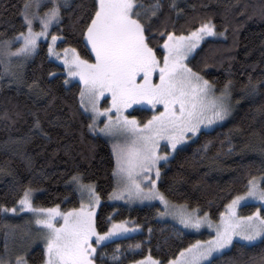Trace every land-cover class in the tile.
Masks as SVG:
<instances>
[{
    "label": "trees",
    "instance_id": "obj_1",
    "mask_svg": "<svg viewBox=\"0 0 264 264\" xmlns=\"http://www.w3.org/2000/svg\"><path fill=\"white\" fill-rule=\"evenodd\" d=\"M142 2L148 5L152 0ZM170 2L162 0L159 18L152 21L150 46L161 59L167 32L188 34L211 20L215 30L225 35L202 41L189 57L188 66L217 89L231 81L233 112L216 127L202 129L167 163L160 164L158 190L170 201L217 220L225 205L247 190L250 179L262 177L264 186V85L255 96L245 92L249 78L264 81V0H184L176 3L177 8H170ZM24 3L0 0V41L26 30L20 15ZM177 9L182 10L179 15ZM89 11H94L92 0H71L61 9V23L50 32L61 37L59 47L76 49L81 58L92 61L82 35L90 22ZM49 72L56 75L51 77ZM18 77L19 85L10 83L0 59V205L13 207L25 189H32V203L37 208L76 207L78 193L69 181L74 174L81 175L82 181L95 185L101 199L95 216L97 232H104L111 221L141 226L136 234L103 243L98 264H127L145 256L167 263L190 244L212 235L207 230L185 231L157 218L156 204L129 206L108 201L115 187L111 143L88 128L91 118L80 106V84L68 80L63 66L48 56L46 41L39 43ZM34 81L39 88L30 91L28 85ZM40 90L47 95L37 96ZM130 114L142 123L152 111L135 107ZM37 119L47 136L34 128ZM257 208L264 214V208L256 203L241 205L239 213L252 214ZM17 221V217L0 212V256L5 252V234ZM242 244L234 243L216 255L212 264H247L264 256V243ZM26 255L30 264H41L43 248L36 245Z\"/></svg>",
    "mask_w": 264,
    "mask_h": 264
},
{
    "label": "snow or ice",
    "instance_id": "obj_2",
    "mask_svg": "<svg viewBox=\"0 0 264 264\" xmlns=\"http://www.w3.org/2000/svg\"><path fill=\"white\" fill-rule=\"evenodd\" d=\"M50 2L53 6L41 15L38 11L40 0H25L20 15L22 27L27 31L0 41V55L26 59L36 52L38 38L46 36L51 25L61 23V9L68 6V0H63V3L60 0ZM92 3L94 11H89L90 22L82 35L91 46L95 61L90 63L81 59L76 54V49L68 48L64 49V56L61 57L53 47L61 39L57 35H52L48 52L49 56L63 59L69 76L79 77L80 106L85 112L90 110L92 113L93 123L88 128L96 131L94 122L103 115L107 119L99 132L124 137L123 143L113 145V176L117 178L118 187L109 198L124 199L127 194L129 200L159 199L166 211L159 212L158 215H173L185 228L199 229L205 223L212 228L207 213L199 217L195 215V211L187 212L182 205H172L173 209L178 210L167 211L170 207L169 201L157 189V180L161 178L158 165L161 161L167 163L171 153L161 155L158 148L160 141L166 140L168 146L175 151L178 145L196 136L202 128H209L231 115V81L225 83L217 96L214 94L213 85L185 63L206 37L225 34L217 33L211 20L201 23L187 35L177 36L174 32H167V38L162 45L161 63L150 46V40L154 31L152 21L159 18L163 8L162 0H152L148 5L142 0H92ZM168 6L177 8L175 0H171ZM180 12L182 10L177 9L178 15ZM37 20L41 25L39 32L33 30ZM163 36L164 33L161 32V37ZM14 41L20 42V46L12 51ZM69 52L73 54L71 60L68 59ZM8 63L10 64V60ZM157 71L159 81L155 82L153 74ZM4 72L10 76V83L19 85L22 82L16 73L10 72L8 65ZM48 75L54 77L56 74L49 72ZM64 83L67 84L68 80ZM262 85L264 81L253 82L249 78L245 92L248 96H255ZM28 88L32 91L38 89L39 85L34 81ZM105 93L111 96V104L101 110L98 104ZM41 94L47 95L43 90L37 92V96ZM136 105H147L152 109L162 106L163 111L155 112L141 124L136 117L130 118L125 114L126 110ZM34 128L44 136L48 135L43 132L39 119L36 120ZM231 150L230 145L229 151ZM153 171L156 180L150 179L149 174ZM140 176L149 181L150 187H142ZM69 183L75 185L82 198L87 193L88 205L82 199L79 209H70L67 212H60L59 206L37 209L32 205L31 189H25L23 196L17 201L19 207L8 208L0 205V212L16 213L27 210L36 215L35 224L39 232L35 239L42 241L44 245L42 264H95L98 249L93 245V237L95 245L99 246L114 236L135 231V228L127 227V221H122L113 223L106 232H97L95 205L100 203V197L95 191V185L83 183L79 174H74ZM247 200L264 202V187L260 186L256 178L248 181L247 191L243 195H237L226 206L227 213L220 214V222L214 226L215 235L211 239L197 240L190 244L188 248L181 250L176 259L169 260L168 264H212L216 255L222 254L223 250L234 243L243 242L242 246L264 243V215L261 214V209L249 216L241 217L237 214V206ZM58 218L63 220L59 226ZM0 264L11 262L0 259ZM15 264H25L24 257L17 256ZM135 264L162 262L149 257ZM233 264L240 262L234 261ZM247 264H264V256L258 262L250 259Z\"/></svg>",
    "mask_w": 264,
    "mask_h": 264
},
{
    "label": "rangeland",
    "instance_id": "obj_3",
    "mask_svg": "<svg viewBox=\"0 0 264 264\" xmlns=\"http://www.w3.org/2000/svg\"><path fill=\"white\" fill-rule=\"evenodd\" d=\"M184 0H175V2L178 4V3H181V2H183ZM60 2L61 3H63V0H60ZM71 2V0H68V4ZM53 5H52V3L50 2V0H40V7H39V9H38V11H39V13L41 14V15H43L44 14V12H46L49 8H51ZM55 24H53V25H51L50 26V28H49V31H48V34L46 35V36H41V37H39L38 38V45H39V43L41 42V41H46V43H47V52H48V46H49V44L52 42L51 41V37H52V35H57V34H54V33H51L50 32V30H51V28L54 26ZM33 30L34 31H36V32H39V31H41V25L39 24V21L37 20V21H35L34 22V27H33ZM25 31H27V29L25 30ZM192 31H194V30H192ZM217 32V31H216ZM217 33H220V32H217ZM176 35V34H175ZM184 35H187V34H184ZM58 37H60L59 35H57ZM177 36H179V35H177ZM216 37H223V36H215V37H206L205 39H208V38H216ZM61 38V37H60ZM167 38V35L165 36V39ZM204 39V40H205ZM86 40V39H85ZM203 40V41H204ZM59 41H60V39H58L57 41H56V43L53 45V47H54V49H55V51L61 56V57H63L64 56V49H66V48H68V49H73V48H71V47H59L58 46V43H59ZM87 42V41H86ZM164 42V41H163ZM202 42V41H201ZM201 44V43H200ZM88 45V44H87ZM162 45H163V43H162ZM162 45H161V48H162ZM20 46V42H16V41H14L13 42V47H12V51H15V48H17V47H19ZM88 47H89V49H90V51H91V46L90 45H88ZM162 51H163V48H162ZM92 53V52H91ZM35 54V53H34ZM33 54V55H34ZM77 54V53H76ZM33 55L32 56H30V57H28V58H23V57H11V58H6V57H4L3 55H0V59H1V62H2V66H3V72H4V68H5V66L6 65H8V67H9V70H10V72H14V73H16L17 74V76H19L20 74H21V72L23 71V69H24V67H25V65H26V63L33 57ZM72 53L71 52H69L68 53V59L69 60H71L72 59ZM93 55V60L92 61H89L90 63L91 62H94L95 61V56H94V54H92ZM48 56H49V52H48ZM51 59H53V60H55L56 62H58V63H60L62 66H63V68H64V72H65V74H66V76H67V79L68 80H70V81H77L79 84H80V80H79V77L78 76H69V74H68V71L65 69V66H64V62H63V59H57L55 56H49ZM81 58V57H80ZM81 59H83V58H81ZM189 59V58H188ZM188 59L185 61V63H187L188 64ZM9 60H10V64L8 63L9 62ZM85 60V59H84ZM161 63H162V61H163V55H162V57H161ZM154 75V81L155 82H158L159 81V75H158V71H157V73H154L153 74ZM4 76H5V78L6 79H9V81H10V76L8 75V74H6L5 72H4ZM212 84V83H211ZM213 85V84H212ZM213 87H214V94L215 95H220V93H221V91L223 90V88L222 89H217L214 85H213ZM80 88H81V84H80ZM230 93H231V88H230ZM79 102H80V98H79ZM231 103H232V97H231ZM110 104H111V96L109 95V94H107V93H105V96H102L101 98H100V100H99V104H98V106H99V108L101 109V110H103L104 108H107V107H109L110 106ZM232 106H233V104H232ZM135 107H138V108H148V109H150L151 111H152V115L155 113V112H158V111H163V108H162V106H157V108L156 109H152L150 106H147V105H136V106H134L133 108H135ZM82 108V107H81ZM132 108V109H133ZM132 109H128V110H126V112H125V114L126 115H128L130 118L131 117H133L131 114H130V111L132 110ZM82 110L84 111V109L82 108ZM85 112V111H84ZM232 112H233V107H232ZM232 112H231V115H232ZM87 114H89L90 115V118H91V121H90V123H93V121H92V113H91V111L89 110L88 112H86ZM115 113L113 112V115H114ZM230 115V116H231ZM229 116V117H230ZM135 117V116H134ZM152 117V116H151ZM150 117V118H151ZM228 117V118H229ZM149 118V119H150ZM228 118H226V120L228 119ZM107 119V117H105V116H103V115H101V116H99L98 118H97V120L94 122L95 123V127H96V131H92V130H90L91 132H93V133H95V134H98V135H101L102 137H104V138H106L110 143H111V146H112V151H113V145H115V144H121V143H123L124 142V137L123 136H121V135H112V136H109V135H106V134H104V133H100L99 132V128H101V127H103V124H104V121ZM137 119V118H136ZM138 120V119H137ZM226 120H224V121H220V122H217V123H215L214 125H212V126H210L209 128H206V129H212V128H214V127H216L217 125H219V124H221V123H223V122H225ZM139 121V120H138ZM147 121V120H146ZM145 121V122H146ZM140 122V121H139ZM141 123V122H140ZM144 122H142L141 124H143ZM202 129H205V128H202ZM201 129V130H202ZM193 137H195V136H193ZM193 137H191L190 139H188V140H186L184 143H182L181 145H178L177 146V149L178 148H180V147H182L183 145H185L186 143H188ZM176 151V150H175ZM175 151H173L169 146H168V144H167V141L166 140H162V141H160V144H159V148H158V152L161 154V155H163L164 153H171V155L169 156V158L173 155V153L175 152ZM168 158V159H169ZM114 159H115V157H114ZM163 161H161L160 163H159V167H160V164L162 163ZM149 176H150V179H152V180H156L157 178H156V175H155V171H153L152 173H150L149 174ZM254 178H256L257 179V181L260 183V186L261 187H264V186H262V177H254ZM140 180L142 181V187H144L145 189H147L148 187H150V183H149V181L148 180H144V177L143 176H140ZM159 180L160 179H158L157 180V189H158V183H159ZM83 183H85V184H89V183H91V184H93L92 182H85V181H83ZM73 187L75 188V190H76V187H75V185H73ZM118 187V184H117V178L115 177V187H114V189H116ZM114 189H113V191H114ZM32 190V189H31ZM96 191V190H95ZM113 191L110 193V195L113 193ZM159 191V190H158ZM247 191V190H246ZM245 191V192H246ZM76 192L78 193V197H79V205L78 206H76V207H72V208H69V209H67V210H63V209H61V208H59V211L60 212H67V211H69L70 209H79L80 208V205H81V202H82V199H83V203L85 204V205H88V203H89V199H88V196H87V193H85L84 194V197L82 198L81 197V194H80V192L79 191H77L76 190ZM160 192V191H159ZM245 192H243V193H241V194H238V195H243ZM97 193V192H96ZM161 193V192H160ZM24 194V193H23ZM98 194V193H97ZM33 195H34V190H32V198H33ZM110 195H109V197H110ZM23 196V195H22ZM21 196V197H22ZM237 196V195H236ZM236 196H234L226 205H225V207H224V209H223V211L222 212H224V213H227V211H228V209H227V205H229L230 203H231V201L236 197ZM20 197V198H21ZM108 197V201L109 202H111V203H118V204H126V205H129V206H131V205H144V204H146V205H152V204H156L157 206H158V209H157V214H156V216H157V218H159V219H162V220H168V221H170L171 223H173V224H175L176 226H178L179 228H181L182 230H185V231H189V232H200V231H202V230H207V231H210V232H212V235L208 238V239H206V240H209V239H211V237L212 236H214L215 235V225L216 224H218L219 222H220V219H221V216H219V218L217 219V220H213V219H211V218H209L208 217V220L212 223V225H213V227L212 228H209L208 227V225H207V223H205L204 225H202L199 229H193V228H185L182 224H180L179 223V220L176 218V217H174L173 215H164V216H160V215H158V213L159 212H165L166 211V209H165V207H164V205L160 202V200L159 199H153V200H143V201H141V200H138V199H131V200H129L128 198H127V194H125V198L124 199H116V198H109ZM166 198V197H165ZM167 199V198H166ZM168 201H169V204H170V207H169V209L167 210V211H169V212H172V211H174V210H178V209H173L171 206L172 205H175V206H185V210L187 211V212H193V211H195V215H197V216H199V217H203L204 216V212H200L198 209H192V208H189V207H187L186 205H184V204H180V203H176V202H172V201H170L169 199H167ZM100 202H101V199H100ZM245 203H256V204H258V206L259 207H262V205H264V202H260V201H256V200H247V201H242L241 202V204L240 205H238L237 206V208H236V211H237V214L239 215V216H241V217H244V216H249V215H251V214H248V215H241L240 213H239V207L241 206V205H243V204H245ZM32 205H33V203H32ZM99 205H100V203L99 204H97V205H95V211L97 212V209H98V207H99ZM15 206H17V207H19L17 204L15 205ZM33 207L34 208H37V207H35L34 205H33ZM55 207H57V206H54V207H47V208H55ZM11 208V207H10ZM47 208H37V209H47ZM262 208H264V207H262ZM257 209H259V208H257ZM257 209H256V211H257ZM255 211V212H256ZM221 212V213H222ZM220 213V214H221ZM3 214H5V215H10V216H12V217H17L18 218V221L14 224V225H11L9 228H8V230H7V232H6V234H5V237H4V244H5V252L0 256V259H3L4 261H6V262H11V264H15V260H16V257L17 256H21V257H24V259H25V264H30L28 261H27V259H26V254L28 253V251L32 248V247H34V246H36V245H41L42 246V248H43V242L42 241H40V240H38V239H35L36 238V236H37V234H38V232H39V229H38V226L35 224V219H36V215L34 214V213H32V212H30V211H27V210H25V211H18V212H16V213H11V212H9V213H4L3 212ZM262 215H264V214H262ZM59 219V218H58ZM120 222H122V221H111L110 222V224H109V226H108V228L113 224V223H120ZM61 223H63V220L62 219H59V223L57 224V226H59V224H61ZM138 226V227H137ZM127 227L128 228H135V231H130V232H127V233H123V234H120V235H118V236H114V237H112L111 239H114V238H118V237H124V236H128V235H133V234H136V233H138V232H140L141 231V226L139 225V224H137V223H135V222H128L127 223ZM108 228L104 231V232H106L107 230H108ZM99 233H103V232H99ZM111 239H109V240H111ZM108 240V241H109ZM206 240H200V241H206ZM92 242H93V245L95 246V247H97V249H98V251H97V253H96V255H95V264H98V261H97V255H98V252H99V249H100V246L103 244V243H105V242H107V241H104V242H102V244L101 245H95V237H93L92 238ZM196 242V241H195ZM194 242V243H195ZM194 243H192V244H194ZM189 247V246H188ZM188 247H186V248H188ZM185 249V248H184ZM226 250V249H225ZM224 251V250H223ZM222 251V252H223ZM180 254V253H179ZM179 254L174 258V259H176L178 256H179ZM150 256H145V257H143V258H141V259H137V260H135V261H131V262H129V263H127V264H135V262H137V261H140V260H145V259H147V258H149ZM151 259H153V260H156L155 258H152L151 257ZM173 259V260H174ZM157 261V260H156ZM42 264V263H41ZM162 264H168V262L167 263H162Z\"/></svg>",
    "mask_w": 264,
    "mask_h": 264
}]
</instances>
